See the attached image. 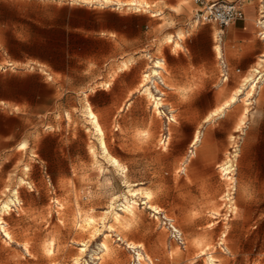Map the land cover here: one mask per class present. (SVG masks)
<instances>
[{
    "label": "rangeland",
    "instance_id": "374dc122",
    "mask_svg": "<svg viewBox=\"0 0 264 264\" xmlns=\"http://www.w3.org/2000/svg\"><path fill=\"white\" fill-rule=\"evenodd\" d=\"M135 1L0 0V264H138L137 251L143 264H208L209 253L213 264H264V82L205 120L264 64L258 55L236 72L228 61L222 81L217 54H234L223 33L233 24L201 19L194 0ZM120 14L132 19L130 48L84 68L75 54L109 45L80 32ZM185 42H210L212 56ZM156 60L160 100L144 77ZM205 151L220 159L201 161Z\"/></svg>",
    "mask_w": 264,
    "mask_h": 264
},
{
    "label": "crops",
    "instance_id": "0c3cea01",
    "mask_svg": "<svg viewBox=\"0 0 264 264\" xmlns=\"http://www.w3.org/2000/svg\"><path fill=\"white\" fill-rule=\"evenodd\" d=\"M211 1V0H207ZM229 1H235L239 3L242 6L243 10V18L238 22V24L234 23L233 25H229L224 28V35L226 38H228V44L232 46L234 49V54L229 55L225 58L228 66L229 63L232 65H237L238 67L235 68L236 72H240L241 70H247L250 65L255 63L256 56L262 55L261 49L262 46H259L254 38V35H252V22L254 21L255 16L258 12L261 13L260 18L258 21L255 22V26L253 29H255V32L257 35H259L260 31V25L259 23H262L264 25V21L262 20V17H264V0H229ZM263 14V15H262ZM261 20V21H260ZM132 21L131 17L127 14H120L118 21L113 24V27L111 29H102L98 31H94V34H88L86 32H80V36L84 38H88L91 40V43H94V41H102L104 43H107L109 45V48L107 50L97 49L92 51H83V53L75 54L77 59L79 60V63L81 65H84V68L87 67V64L89 62L98 64L103 62L105 57L107 56H114L117 54H120L122 51L128 50L130 47L126 43L124 45V40L128 39L127 35V27L130 25V22ZM137 27H139V23L136 24ZM260 39H262L260 37ZM185 48H195V49H202L205 50V53H203V56L201 59L204 58L208 59L212 56L211 52V43L210 42H185L184 43ZM214 47V46H213ZM221 50V49H220ZM218 52V51H216ZM176 56H179V54H175ZM218 55V54H217ZM180 56H185V53H181ZM187 59H191L188 58ZM228 59V60H227ZM264 64V62H262ZM194 64H199L198 61H195ZM262 64H260L256 69L255 72L259 71L258 68L261 67ZM230 68V67H229ZM255 74V73H254ZM149 74H144V77L147 78ZM88 78V77H87ZM255 80V77H252ZM42 83H46L47 89L49 88L48 82H46L44 79H41ZM202 90H208L214 95V90L210 86H206L205 84L202 87ZM201 91V89H200ZM17 104V103H12ZM218 153V152H217ZM200 159L203 162H209L212 163L215 161H218L220 159L218 154H209V152H201Z\"/></svg>",
    "mask_w": 264,
    "mask_h": 264
},
{
    "label": "built area",
    "instance_id": "2783aa9c",
    "mask_svg": "<svg viewBox=\"0 0 264 264\" xmlns=\"http://www.w3.org/2000/svg\"><path fill=\"white\" fill-rule=\"evenodd\" d=\"M194 1L198 5H200L203 9L202 14H200L201 19L209 22H216L220 26H227L229 24H234L243 18L242 6L235 1H229V0H211V1L194 0ZM262 19H264V17H262ZM258 24L260 25L259 35L261 38H263L264 25L259 22ZM217 58L219 59L220 77L222 81H226L228 80L229 77V72H230L229 66L225 61V59L223 58L222 53H220V55H217ZM258 70L259 71L255 72L253 77L259 80V82H264V69L260 70L259 68ZM147 79L149 82H151V87L154 92V93L152 92V94L154 95L155 99L160 100L161 98H163L164 91L161 88L164 87V82L161 76L150 75L147 77ZM172 120L173 118L170 113L169 115H165V121L160 131L159 144L161 145V147H167L169 144V139H170L169 123ZM170 228L172 234L171 239L174 242H176L178 246L184 247L185 240L182 235V232L173 224H170ZM138 264H143V263L141 261H138Z\"/></svg>",
    "mask_w": 264,
    "mask_h": 264
},
{
    "label": "bare ground",
    "instance_id": "6f19581e",
    "mask_svg": "<svg viewBox=\"0 0 264 264\" xmlns=\"http://www.w3.org/2000/svg\"><path fill=\"white\" fill-rule=\"evenodd\" d=\"M131 4H137V1H132L131 0ZM139 6V5H138ZM263 15V14H262ZM263 21H264V19H262ZM261 21V20H260ZM263 35H264V33H263ZM264 38V37H263ZM169 39V41L171 42L172 41V38H168ZM217 48V47H216ZM220 49V48H219ZM219 49H217L216 51H218ZM220 53H221V51H219V54L218 55H220ZM259 61L260 62H264V52L262 53V55H260V57H259ZM164 62V61H163ZM160 63H161V61L160 60H156L155 62H154V64H153V68L154 69H152V71H151V74L150 75H152V76H156V75H158V69H160ZM257 64H258V62H256ZM126 66V64H124V67ZM255 69L256 68H254V70L253 71H255ZM257 72V71H256ZM153 73V74H152ZM149 75V76H150ZM248 76V75H247ZM148 77V76H147ZM253 77V76H252ZM251 76H248V77H246V78H243L244 79V81H242V83H241V86H239V87H237V89H235L236 91H235V93L234 94H232V96L228 99V100H226V101H224L221 105H218L217 107H215L214 109H212L211 111H210V113L208 114V115H206V117H205V120H208L211 116H213V115H216V114H219L222 110H224V109H226L227 107H229L232 103H234L235 102V100H236V97H237V95H239V94H241L242 93V90L244 89V85L246 86V83H248L249 85H248V90L246 91V95L247 96H250V95H252V93H253V91H254V89H255V87H256V82L257 81H259V80H257L256 78H255V80H254V78H252ZM147 89V88H146ZM149 94H151V93H149ZM157 103V102H156ZM156 105V104H155ZM92 112V111H91ZM93 123H94V126H95V130H96V132L100 135V145H101V147H102V149H103V151L104 152H107V148H106V145H105V142H104V140H103V129H102V127H101V125L98 123V121H97V119H96V117H94L93 116ZM199 133L200 132H197L194 136H193V139H192V141H191V147H195L196 146V144H197V142L199 141ZM201 135V134H200ZM191 152H192V150H191ZM229 167H230V165H229V162L227 163V162H225V163H223L222 165H220V168H221V171L223 172V174L227 177V178H230V176H228V174H229ZM16 193V192H15ZM9 202H13V200H10ZM9 202H4L3 203V205H2V210L4 211V210H9L10 209V203ZM127 209H129V210H133V204H127V207H126ZM135 211V210H134ZM115 215V218H118L120 215L118 214V213H115L114 214ZM0 231L2 232V234L4 235V236H8L9 237V234H8V232H7V230L4 228V224H3V221H2V218H0ZM131 246V245H130ZM104 247H105V245H104ZM132 247V246H131ZM103 248V247H102ZM136 248V247H135ZM136 253V256H137V259H138V261H141V259H144V256L142 255V253L141 252H139V251H137V252H135ZM206 260H207V263L208 264H213V256H211L210 255V253L209 254H207V258H206Z\"/></svg>",
    "mask_w": 264,
    "mask_h": 264
}]
</instances>
